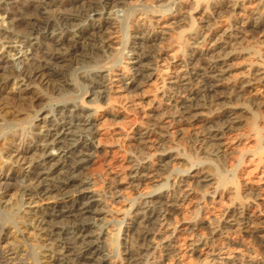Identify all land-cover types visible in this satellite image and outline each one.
Here are the masks:
<instances>
[{
  "label": "bare ground",
  "instance_id": "6f19581e",
  "mask_svg": "<svg viewBox=\"0 0 264 264\" xmlns=\"http://www.w3.org/2000/svg\"><path fill=\"white\" fill-rule=\"evenodd\" d=\"M85 2L92 10L101 4ZM177 6L180 11L163 20L146 14L145 28L132 36L134 56L123 52L98 79L81 75L96 88L94 101L104 103L64 102L49 112L51 119L42 118L43 143L55 150L40 144V170L20 172L30 182L21 185L19 201L2 203L0 242H10L0 246V264H25V257L35 264H178L185 254L192 258L185 264H264V48L244 43L249 35L264 42V0H178ZM223 11L229 14L219 17ZM23 13L19 33L10 16L0 15V42L18 41L21 34L26 44L13 58L16 49L0 43L2 137L16 121L6 116L16 102L33 98L31 84L47 83L57 97L64 95L68 71L61 64L79 55L80 40L91 38L97 51L112 50L120 40L103 17L74 31L71 25L85 13ZM41 37L46 46L38 49L31 40ZM120 149L127 154H111ZM93 157L106 162L115 211L102 205L104 191L85 186ZM17 177L0 175V184L7 188ZM42 196L55 201L31 206ZM100 216L136 226L126 260L105 252V242L116 244V231L90 222ZM154 216L159 226L151 231L147 222ZM24 228L35 231L38 251L20 249L16 232Z\"/></svg>",
  "mask_w": 264,
  "mask_h": 264
},
{
  "label": "rangeland",
  "instance_id": "374dc122",
  "mask_svg": "<svg viewBox=\"0 0 264 264\" xmlns=\"http://www.w3.org/2000/svg\"><path fill=\"white\" fill-rule=\"evenodd\" d=\"M97 1H100L101 3L100 6L92 10V9H88V6L85 0H0V7L2 8V11H3V12L1 11V14H0L1 17L3 19H6L7 16H10V18L13 20V23L15 24L14 25L15 27L13 30H15L18 33L21 32L20 30H22L23 27L25 26L24 20L26 16L23 12L26 11L28 14H31L32 16L37 11L46 12V14H51L53 11L57 12L58 10H60L63 12L75 13L79 15L80 13L82 14L85 13L83 15L84 19L82 18V20L76 21L71 25L70 29L74 31L78 29L87 30L86 28L90 27L91 25L90 23H92L93 18L103 17L102 19L111 20L114 26L113 28H111V31L113 32V35L116 33V35L120 39L119 44L116 47H114L115 49L113 48L112 50H110L108 47H105L106 51H104V48L97 51V44L91 38L87 40H80L82 41L80 43L81 51L79 50L78 51L79 53H77L79 55H74L61 64L62 68L68 71L67 76H66V79H67L66 81L68 82V85L65 87L66 90L61 91V94H64V95L62 97H57L58 96L57 93L54 92V89H52V87L47 83L46 84L39 83V86L31 84L30 87L28 88L31 90V94L29 95L30 96L32 95L33 98L30 97L28 98L29 100H22L21 102H16L15 107H18V109H15V107L12 108L14 109V111L11 109L14 112L13 113L14 116L13 114L6 115L9 118L16 119V121L12 122L13 127L9 129V132L7 133V135L2 137V135L7 132L5 131V129L0 132V163H1L0 164V167H1L0 175L17 174L18 176H20V178L17 177L16 181H12L10 183L11 185L7 186V188H4V184H0V210H2L3 205H6V204L11 205L15 201H19V198H20L19 190L21 188V185L28 184L30 182L29 177H25L26 178L25 179L23 176H21L22 174L20 175V172L22 173L25 171L24 173H27L28 171H30V173H32V172H36V170L37 171L40 170L42 156H40L41 148L39 149V145L40 144L46 145V148L48 150L50 149V151L52 152H54L55 150L54 145H51L48 140H46L47 144L45 141H44L45 144L43 143L42 135L45 133V129H44L45 127H43L45 123H42V118L44 119V121H46L47 118L51 119L53 116L51 117L50 113L55 114L54 108L61 106V104L64 102H73L78 105L82 104L83 106H91L93 103H97L98 101L99 102L102 101V103H104L102 99H98L97 101H94L95 97L91 93L93 91H96V88L91 87L90 86L91 84L89 85L88 80L82 78L81 75L86 74V77H89L90 75L92 79L94 78L98 79L96 75H100V76L105 75L107 71L110 69L113 61L117 60L118 57L121 56L123 52L125 53L124 54L125 56H130V55L134 56V54L129 52L130 50H132L131 49L132 41L134 40V37L132 36H134V34H141L143 29L145 28L144 22L147 21L146 23H148L149 21L146 17L147 15L152 14L155 16L156 14V16L159 15L157 17H160L161 20H163L164 18L166 19V15L169 16L171 12L173 14L174 10H176L177 12L180 11V9L177 6L178 0H165V1L163 0L162 2L161 1L157 2L158 3L157 5H156V2L148 5V3H145L143 0H137V1L132 0V2L131 0H127V3L124 1V4L119 5V6L118 5L111 6L109 4H103L105 0H97ZM129 1L131 2V4H129ZM176 11L174 13H176ZM228 14L229 13L227 11L225 12L223 11L219 14V17L224 18ZM136 19L138 21H136ZM135 23H137V25ZM126 33L128 34V39L125 38ZM16 35H18V38H17L18 41L7 42L6 40L5 42L4 40L0 42V43H3L4 45L8 44L7 46H13V49H16L15 51L16 56H14L13 58L21 57L23 52L26 51L25 50L26 48L24 47L26 44L23 41H21L22 35L21 34H16ZM31 42H33L34 47H38V49L45 48L46 46L45 37H41L40 39H32ZM244 43L250 46L253 45L252 47H262L263 46L264 48V42H261V39L258 35L246 36L244 38ZM158 46H161V44L158 43ZM65 50H66V47H63L61 49V51L63 52ZM91 50H92V53L93 52L95 53L97 51L96 54L94 55L90 54L91 52L89 51ZM27 51L29 52V48ZM136 51H139V50H136ZM83 53H86V54H89L95 57H91L89 60V57L81 56ZM117 66L118 67L115 69H118L121 66V64H117ZM93 70L95 71L92 72ZM85 85H89V87ZM39 90H40V93H39ZM24 101H26L27 103ZM86 102H89V103H86ZM87 111L89 112L90 110L88 109ZM34 114H36L37 116H35L34 118H31V116H33ZM46 114H48L47 118L45 117ZM56 121L62 122L58 117H56ZM73 123H74V120H69V118L66 119V124H68V126H72ZM34 144L37 146L33 147ZM111 154L114 155L115 157L116 156L119 157V156L126 155L127 152L120 149V150H114L113 153ZM21 155H23L22 158H21ZM95 159H96V162L95 163L89 162L84 171V173H86L85 176H87L89 179L88 185H85V186L88 187L90 190H94V189L98 190L99 193H102V191H104L105 193L103 194L104 199L102 200V205L104 203L106 207L109 206L108 208H110L111 211H115V209L119 207V203L115 201L116 194L114 193L116 192H113L114 186L113 184L112 185L110 184L111 183L110 174L105 170L106 162H103V161L97 162L98 157L96 158L93 157V160ZM50 164L45 163L43 166L47 165V167H49ZM57 174L59 175V173ZM57 174H54V175L57 176ZM70 189L73 190L75 188L71 187ZM27 199H28V196L24 198V201L26 200L27 202ZM38 201L40 202V204ZM53 201H55V198L53 196H48V197L42 196L40 200L37 198V202L31 203V206H34V205L38 207L48 206V205L53 204ZM201 202L199 203V205L200 204L203 205L204 201H201ZM100 218H101L100 220H97V221L92 220L90 222L94 224V226L97 228L99 226H102L104 223V225L107 226V228L111 227V228H114L116 231V235H115L116 244H113L111 242H105L106 244H103L104 248L106 247L105 252H107L108 257L111 259L115 256L116 257L118 256L119 259L124 257V260H126V258L128 257L127 252L130 250V245H131L130 243L135 242L137 240L136 226L131 224L128 220L120 223L117 217H116L117 219L113 217V219L110 220L112 221L111 223L110 222L108 223L106 219L102 218V216H100ZM115 220L117 223L115 222ZM172 222L173 224L177 225L176 221L174 222L173 220ZM147 224H148L147 228L151 231H155V229H157L159 226L157 224L156 216L152 217L147 222ZM31 230L32 229L24 228V230L20 232L21 234L19 232H16L17 238L20 243L18 245L21 250L22 248L26 250H29L31 248L32 250L38 251V249L36 250L37 247L35 246L36 244L35 231L34 230L31 231ZM8 237H10L9 232H8ZM9 240L7 239V241H4V242L1 241L0 246L3 247L4 245L7 244V242H10ZM11 240H13L12 237H11ZM115 245L117 246L115 247ZM182 259L183 260L178 264H185V262L192 260L191 257L188 258L187 254H185ZM31 260H32L31 258L25 257L22 262L25 264H35L34 260L32 261ZM1 264H5V263H1ZM170 264H176V263H172L171 261Z\"/></svg>",
  "mask_w": 264,
  "mask_h": 264
}]
</instances>
